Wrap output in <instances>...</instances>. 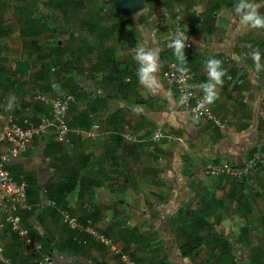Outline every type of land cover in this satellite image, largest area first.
<instances>
[{
	"label": "crops",
	"instance_id": "0c3cea01",
	"mask_svg": "<svg viewBox=\"0 0 264 264\" xmlns=\"http://www.w3.org/2000/svg\"><path fill=\"white\" fill-rule=\"evenodd\" d=\"M143 1L125 15L111 0H89L92 10L83 0H0V128L9 114L21 122L48 116L49 104L36 95L74 97L66 141L51 131L10 166L15 180L28 182L31 209L21 213L30 234L57 264H123L103 244L76 240L61 216L68 209L138 264H264V71L248 55L258 49L264 63V29L240 24L236 0ZM256 2L264 14V0ZM178 16L191 44L190 84L207 81L209 57L222 61L211 106L225 127L182 112L163 78L169 63L178 69L167 47ZM137 45L160 51L155 92L139 82ZM156 131L164 137L153 140ZM255 154L261 161L241 179L205 173ZM0 247L19 264H39L8 228L0 229Z\"/></svg>",
	"mask_w": 264,
	"mask_h": 264
},
{
	"label": "built area",
	"instance_id": "2783aa9c",
	"mask_svg": "<svg viewBox=\"0 0 264 264\" xmlns=\"http://www.w3.org/2000/svg\"><path fill=\"white\" fill-rule=\"evenodd\" d=\"M176 31L183 32L187 38L183 20L180 16L173 21L170 27V35L172 36ZM185 47H191L188 38L185 41ZM163 78L174 86L182 112H187L194 118L208 120L219 127L226 126L225 121L215 113L211 104L202 103L203 96L195 94L192 88L185 89L184 84H190L191 73L181 74L177 69L176 63L171 62L163 71ZM228 78L230 79L231 76L228 75ZM186 91H190L192 95L181 103L180 97ZM34 98L49 104L51 112L48 116L38 121L26 118L21 122L16 120L12 114H9L0 128V229L8 228L22 239L28 253L39 255V264H57L53 255L45 250L42 240L30 234L29 224L24 220L21 213L24 210L31 209V205L28 202V182L26 180H15L10 166L14 160L22 157L24 153L33 147L36 138H44L51 131L55 133L57 140L66 141L68 133L72 130L67 121V114L74 97L72 95L52 97L36 95ZM89 134L93 136L99 135L95 133ZM125 137L130 140L133 139L130 135H125ZM162 137H164V134L161 131H156L152 139L159 140ZM260 156L255 154L240 166H233L228 163L208 165L205 168V173L215 177L227 175L241 179L257 167L262 158ZM43 192L46 194V190ZM46 205L54 207L57 203L55 200L47 199ZM61 216L68 230L78 234L75 239L82 244L87 245L92 240L97 241L103 244L111 253L118 256L123 264H138L128 253L122 252L111 238L96 228L91 222L82 223L78 216L72 214L68 209H62ZM79 235L81 238H79ZM0 262L2 264H19L7 256L5 250L1 247Z\"/></svg>",
	"mask_w": 264,
	"mask_h": 264
},
{
	"label": "clouds",
	"instance_id": "9594fccd",
	"mask_svg": "<svg viewBox=\"0 0 264 264\" xmlns=\"http://www.w3.org/2000/svg\"><path fill=\"white\" fill-rule=\"evenodd\" d=\"M260 3L256 0H236L233 5L235 14L239 17L240 24L246 25L251 28L264 29V14L258 11ZM193 11H196L195 9ZM197 14H199L197 12ZM185 41L187 38L181 31H176L168 40L167 47L173 50V54L178 61V71L181 74L189 71L186 67V54H185ZM251 47V46H249ZM254 62V69L257 72L264 71V63L261 62L262 53L258 49H253L248 53ZM133 59L138 63L137 74L141 85L146 86L152 91H157L160 84L155 76L158 71L160 51L159 49H148L143 45H137L134 48ZM222 61L215 57H209L206 61L207 67V81L200 84L185 83V89L198 88L203 91V102L211 104L218 98L216 91L218 86L223 84L222 77L224 70L221 67ZM183 83V81H182ZM53 88L58 87L56 84L52 85ZM190 91L184 92L180 97V102L191 96ZM16 100L15 95H10L8 99V108L11 109Z\"/></svg>",
	"mask_w": 264,
	"mask_h": 264
},
{
	"label": "water",
	"instance_id": "95a60500",
	"mask_svg": "<svg viewBox=\"0 0 264 264\" xmlns=\"http://www.w3.org/2000/svg\"><path fill=\"white\" fill-rule=\"evenodd\" d=\"M125 15H132L144 7L143 0H111Z\"/></svg>",
	"mask_w": 264,
	"mask_h": 264
},
{
	"label": "rangeland",
	"instance_id": "374dc122",
	"mask_svg": "<svg viewBox=\"0 0 264 264\" xmlns=\"http://www.w3.org/2000/svg\"><path fill=\"white\" fill-rule=\"evenodd\" d=\"M82 3V5L83 6H85L84 8H87L88 10H92L93 8H94V4L93 3H90L89 2V0H83V2H81ZM107 5V4H106ZM104 7H106V8H108V5L107 6H104ZM114 10H112L111 11V9H110V13H112ZM109 11H106L105 13L107 14ZM212 220H214V219H212L211 218V221ZM239 223H237V225H238ZM231 226V224L229 225V227H228V229H226V230H224V233H226V235H223V237L225 238L224 240H229V239H233V237H232V234H230L231 233V231L233 230L234 231V229H233V227H230ZM219 230H220V228H218ZM217 229V230H218ZM208 231H210V229L208 230ZM212 231L213 232H216V228H213L212 229ZM253 233L254 232H252L251 234L253 235ZM215 242V241H214ZM216 243V242H215ZM237 247H240V249H241V251H243V247H245V246H243V245H240V246H238L237 245ZM252 246H250V248H251ZM248 251L250 252L251 250L249 249V247L247 246L246 247V250H245V252H247L248 253ZM249 262L248 261H241L240 262V264H248ZM263 263V262H262ZM250 264V263H249Z\"/></svg>",
	"mask_w": 264,
	"mask_h": 264
},
{
	"label": "trees",
	"instance_id": "16d2710c",
	"mask_svg": "<svg viewBox=\"0 0 264 264\" xmlns=\"http://www.w3.org/2000/svg\"><path fill=\"white\" fill-rule=\"evenodd\" d=\"M24 218V217H23ZM196 231H198V226L196 225H194L193 227H192V229H191V235H193ZM15 234V233H14ZM16 235V234H15ZM43 242V241H42ZM44 245V244H43ZM259 251V249L258 248H255V252H258ZM252 263L253 264H262V262H260V261H255V262H253L252 261ZM222 264H236V262L235 261H233V260H227V261H223L222 262Z\"/></svg>",
	"mask_w": 264,
	"mask_h": 264
}]
</instances>
